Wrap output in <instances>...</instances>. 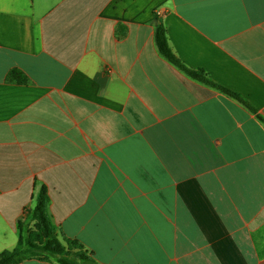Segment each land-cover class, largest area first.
<instances>
[{"label":"crops","instance_id":"obj_1","mask_svg":"<svg viewBox=\"0 0 264 264\" xmlns=\"http://www.w3.org/2000/svg\"><path fill=\"white\" fill-rule=\"evenodd\" d=\"M42 187L97 264H264V0H0V253Z\"/></svg>","mask_w":264,"mask_h":264},{"label":"trees","instance_id":"obj_2","mask_svg":"<svg viewBox=\"0 0 264 264\" xmlns=\"http://www.w3.org/2000/svg\"><path fill=\"white\" fill-rule=\"evenodd\" d=\"M154 40L158 53L169 63L193 80L213 86L204 71L188 69L175 57L168 46L165 29L162 25L156 28ZM5 81L18 85L28 83L24 73L18 69L10 70ZM224 92L238 99L236 95L228 91ZM48 203L47 191L42 187L37 195L34 208L26 210L24 213V219L27 222L18 225L19 239L16 248L0 253V264H20L28 260L54 261L56 264H97L92 255L85 251L78 241L66 237H62V240L59 239L47 211Z\"/></svg>","mask_w":264,"mask_h":264}]
</instances>
